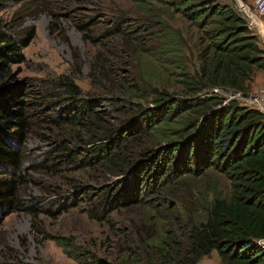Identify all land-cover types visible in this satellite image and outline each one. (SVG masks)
<instances>
[{
	"label": "rangeland",
	"instance_id": "374dc122",
	"mask_svg": "<svg viewBox=\"0 0 264 264\" xmlns=\"http://www.w3.org/2000/svg\"><path fill=\"white\" fill-rule=\"evenodd\" d=\"M217 1L239 12L237 0ZM254 1L243 0L249 5ZM152 4L161 19L181 32L184 60L193 71L199 65L196 27L179 12ZM125 17L137 23L128 39L104 35ZM142 18L148 15L131 0H0V30L19 41L32 35L22 49L23 60L12 65L16 82L28 90L30 128L22 142L24 168L17 175L19 208L0 221V264H81L54 236L73 240L90 264H156L161 238L189 243L186 209L193 207L200 221L214 194L230 191L229 179L210 169L199 177L186 176V185L177 188L183 208L181 201L166 197L165 204L154 198V207H119L111 214L112 223L89 216L105 187L127 177L114 176L106 164L88 162L86 155L95 144L92 131L104 134L127 126L134 112L127 103L138 100L128 91L131 84L158 87L175 98L184 95L180 69L156 52L159 40L155 32L143 31L147 21ZM251 78L245 97L264 88V71ZM119 98L127 99L123 110L113 101ZM89 100L98 110L95 116L87 115L77 125L59 123L60 113H74L75 104ZM150 100L142 98L138 104L152 106ZM164 141L149 133L134 150ZM167 203L176 206L168 208ZM198 264H222V259L213 251Z\"/></svg>",
	"mask_w": 264,
	"mask_h": 264
},
{
	"label": "trees",
	"instance_id": "16d2710c",
	"mask_svg": "<svg viewBox=\"0 0 264 264\" xmlns=\"http://www.w3.org/2000/svg\"><path fill=\"white\" fill-rule=\"evenodd\" d=\"M131 1L148 15L140 21H147L143 31L155 32L160 43L156 52L180 69L184 95L175 98L158 87L131 84L128 91L134 98L151 99L153 105H141L130 98L127 104L133 105L134 112L126 127L104 134L92 131L95 144L86 155L88 162L106 164L114 176L127 177L105 187L89 216L112 223L111 214L119 207L139 203L154 207V198L166 197L180 202L176 190L186 185L185 177H199L213 169L229 179L230 191L223 196L214 194L200 221L195 220L193 207L192 211L186 209L183 219L189 226L185 230L189 243L170 244L161 238L156 264H198L213 251L222 264H264V248L258 243L264 238V112L238 100L224 104L219 94H199L217 87L247 91L252 75L264 71L259 38L238 11L217 0ZM150 4L177 11L196 27L199 65L193 71L184 60L181 32L161 19ZM136 24L133 17H125L104 35L128 39ZM30 37L19 41L0 30V221L19 208L17 175L24 168L22 142L30 121L28 90L24 83L16 82L12 65L23 60L22 49ZM119 99L113 101L123 110L127 99ZM72 109L76 112L59 114V123L77 125L98 112L90 100ZM149 133L165 141L140 145L135 151ZM175 206L168 204V208ZM30 209L35 211L34 206ZM51 238L78 263L90 264L88 254L79 253L73 240Z\"/></svg>",
	"mask_w": 264,
	"mask_h": 264
},
{
	"label": "built area",
	"instance_id": "2783aa9c",
	"mask_svg": "<svg viewBox=\"0 0 264 264\" xmlns=\"http://www.w3.org/2000/svg\"><path fill=\"white\" fill-rule=\"evenodd\" d=\"M237 5L241 16L245 18L253 34L259 38L260 45L264 49V0H255L252 5L243 2V0H237ZM222 91H225L226 94L221 95ZM199 94L201 96L219 94L224 97V104L231 100H246L248 106L264 112V88H260L256 93H250L247 97L242 90L234 92L220 87L203 90ZM258 243L264 248V238H260Z\"/></svg>",
	"mask_w": 264,
	"mask_h": 264
}]
</instances>
